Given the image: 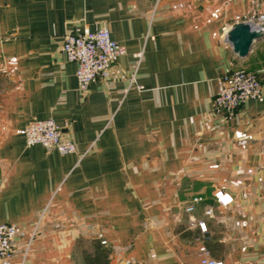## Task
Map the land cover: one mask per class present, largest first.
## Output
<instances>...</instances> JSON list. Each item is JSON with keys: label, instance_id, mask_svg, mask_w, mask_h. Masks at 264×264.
<instances>
[{"label": "crops", "instance_id": "crops-1", "mask_svg": "<svg viewBox=\"0 0 264 264\" xmlns=\"http://www.w3.org/2000/svg\"><path fill=\"white\" fill-rule=\"evenodd\" d=\"M259 12L264 0H0V222L24 228L11 264H86L98 232L108 264H201L204 250L264 264V96L213 110L230 70H255L264 91V35L245 58L225 40ZM103 25L127 54L81 93L63 34ZM140 50L142 87L125 91ZM48 117L75 152L16 132Z\"/></svg>", "mask_w": 264, "mask_h": 264}, {"label": "built area", "instance_id": "built-area-1", "mask_svg": "<svg viewBox=\"0 0 264 264\" xmlns=\"http://www.w3.org/2000/svg\"><path fill=\"white\" fill-rule=\"evenodd\" d=\"M249 1L259 2L260 0ZM249 23L254 29L264 32V12H259ZM61 49L66 59L76 64L75 77L81 93L87 92L89 84L94 79L110 78L113 64L127 54L125 46L111 37V32L105 25L96 30L83 28L77 32L66 28ZM142 56L143 50L134 53L135 65L128 76L126 74L120 76L127 78L125 91L131 87H142L135 82ZM263 96L264 91L259 74L252 69L237 68L218 77L217 90L213 96V110L216 113H223L229 119L242 103L249 99H262ZM16 132L24 137L27 146L40 144L46 149H54L61 154L73 153L76 150L74 140L67 136L62 126L51 117L34 118ZM214 196L221 205H227L232 201V197L221 189L215 191ZM201 200L200 196H194L185 207V211L193 212L196 203ZM197 226L201 233L207 231L205 222H197ZM35 230L36 227L31 232L30 240ZM23 232L24 228L20 224L0 222V264H11L15 240ZM97 238L101 244L107 243L102 232L97 233ZM132 263V259L125 260V264ZM201 264H222V262L210 258L208 251L204 250L201 254Z\"/></svg>", "mask_w": 264, "mask_h": 264}, {"label": "water", "instance_id": "water-1", "mask_svg": "<svg viewBox=\"0 0 264 264\" xmlns=\"http://www.w3.org/2000/svg\"><path fill=\"white\" fill-rule=\"evenodd\" d=\"M263 35V32L254 29L249 22L239 21L233 23L225 32V40L236 56L245 58L251 51L253 43Z\"/></svg>", "mask_w": 264, "mask_h": 264}, {"label": "trees", "instance_id": "trees-1", "mask_svg": "<svg viewBox=\"0 0 264 264\" xmlns=\"http://www.w3.org/2000/svg\"><path fill=\"white\" fill-rule=\"evenodd\" d=\"M84 260L86 264H108V250L99 242L93 252L84 251Z\"/></svg>", "mask_w": 264, "mask_h": 264}]
</instances>
